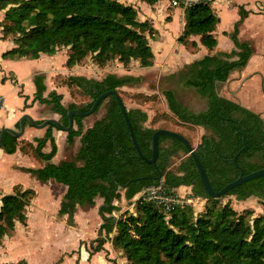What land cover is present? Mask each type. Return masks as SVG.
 Segmentation results:
<instances>
[{
    "label": "trees",
    "instance_id": "trees-1",
    "mask_svg": "<svg viewBox=\"0 0 264 264\" xmlns=\"http://www.w3.org/2000/svg\"><path fill=\"white\" fill-rule=\"evenodd\" d=\"M144 1L152 4L158 0ZM184 12L185 26L179 40L186 44L189 36H199L201 44L212 50L217 44L212 32L218 18L209 3H195ZM0 13V38L10 36L14 44L2 58L35 59L41 53L53 54L60 47H67L68 67L86 57L98 66L115 59L123 65L132 60L140 67L153 64L154 54L146 36L153 29L148 22L137 19L133 6L118 0H0ZM246 15L240 7V19L229 33L235 47L233 51L207 54L186 65L178 74L183 87L193 88L206 99L204 110H190L178 100L174 90L162 93L176 121L202 127L208 132L201 136L195 152L214 190L237 178L238 166L244 174L264 167V119L217 93V84L227 81L232 71L244 68L252 55L251 45L237 37L238 26ZM140 80V77L112 73L101 80L68 76L63 81L67 87L79 89L90 101L80 107L73 103L65 107L61 102L62 94L51 91L47 97L43 96L44 76L38 74L34 77L35 100L60 114V121L66 126L68 110L86 111L101 93L118 92L119 88L135 85ZM104 102L105 115L85 130L83 117L74 116L76 128L67 132V143L71 145L75 137H80V147L73 158L59 164L50 162L57 146L51 132L55 126L49 125L43 137L35 138L33 150L45 165L26 169L41 182L53 179L66 186L57 214L67 216L69 225L74 223L77 205L94 206L97 197L103 198L99 208L102 223L96 238L89 243V256L101 251L110 241L128 264H264V215L252 218V210L238 213L229 204L218 205L220 198L233 195L237 200L255 196L264 206V175L212 198L207 195L189 155L180 162L177 173L169 169L170 157L179 150L186 152L180 141L160 136L155 164L146 163L132 144L115 97L110 95L101 101L96 111ZM127 113L140 149L150 158L152 134L156 129L143 126L146 112L132 108ZM164 141L168 142L165 146ZM47 142L50 150L44 152ZM243 144L245 148L240 151ZM16 145L17 138L6 133L3 150L14 153ZM158 171L160 178H157ZM161 179L169 192L190 187L192 196L207 202L204 211L195 214L191 206L182 205L166 213L156 201L140 198L134 203L135 214L128 211L118 217L112 214L120 210L113 200L123 196L130 201ZM34 195L33 190L25 189L1 197L0 240L14 232L17 224L26 225L27 207ZM16 264H26V261Z\"/></svg>",
    "mask_w": 264,
    "mask_h": 264
},
{
    "label": "crops",
    "instance_id": "crops-1",
    "mask_svg": "<svg viewBox=\"0 0 264 264\" xmlns=\"http://www.w3.org/2000/svg\"><path fill=\"white\" fill-rule=\"evenodd\" d=\"M118 1L126 5L133 6L137 11V19L140 22H148L150 27L153 29L150 34L146 33L152 51L154 49L153 64L149 66L150 68L148 69V71L155 68L158 73L159 79L163 76L169 78L177 76V80L179 82L178 74L185 70L186 65L203 58L207 54L216 55L219 53H230L231 51H233L235 47L231 38L229 37V33L233 31L235 23L240 19V7L244 9L247 15L243 18L242 22L238 26L237 37L240 41L248 42L251 45L252 55L255 49L253 46V41L255 40L256 36H258H255V33L260 31L262 32L261 34H264V30H262L264 29V0H211V9L215 16L218 18V21L212 32L217 40V44L212 50L207 49L204 45L201 44L199 36H189L187 38L188 43L186 44L179 40V37L182 35L185 26V12L182 7L172 5V0H158L152 4H149L144 0ZM225 9H230L233 12V18L231 19V22L227 27L223 26V10ZM254 20H260V23H257L259 27H251L250 23ZM260 25L263 26L260 27ZM245 28L252 30L253 37L249 36V38L246 39L244 36H242L243 30ZM149 37H153L156 39L154 43L151 42ZM177 42L181 43V45H179ZM192 42H194V45H192ZM13 46L14 44L10 38H0V96L3 98V105L0 108V129L4 127L17 129L19 119L23 114H29L36 122L45 119L41 111L42 109H44L43 107H48L49 109L50 107L35 100V75L39 74L44 76V85L46 87V90L43 96L45 97H47L51 91H56L58 94H62L59 89L60 86L64 84L63 81L68 76H85L84 74H82V72H79L78 69L81 65H79L78 63L72 67H68L66 65L68 57L67 47L65 48L63 53H60L58 49L53 54L41 53L39 57L35 59L28 57L2 58V54L5 51L11 49ZM56 59H60L61 64L59 63L57 66L52 65L51 60ZM64 59L66 60L63 64L62 62ZM64 65L68 68V70L64 69ZM63 70L71 72L69 74H62ZM57 71L61 72V74L57 73ZM258 73L259 72H257V74ZM145 74H137L135 75V77H140L142 79L141 75ZM57 77H60L58 83H56ZM229 78L225 82L227 83V89L229 92L228 94L230 95L223 96L259 114L264 119V102L261 101V103H259L257 99L250 98L246 93L241 92L237 88L232 89L229 86ZM52 112L60 116L61 119L60 114L55 113L54 111ZM74 125L75 127L73 128H76L75 122ZM46 128L38 129L26 123L24 133L17 138V145L14 153H6L3 148L0 147V199L2 196L12 194L17 190L30 189V186H33L31 185V183L37 182L38 179L31 173L27 172L26 169L40 168L46 163L45 161L38 159L33 153L34 147L36 145L35 138L43 137L46 132ZM51 132L57 146V151L50 162L59 164L61 161L70 160V158L68 159L65 157V147L67 145L70 146L67 143V132L59 130L56 127H53ZM59 138H61L64 147L63 157L58 156ZM76 138H78L79 144L77 148L78 151L80 147V137H75L73 143L75 142ZM49 150L50 143L47 142L43 148V151L48 152ZM32 159L38 161L39 164H35ZM20 176L21 178H24L23 181L25 183L23 181H20ZM54 181L55 180L50 179L47 182H39L48 183L50 187L58 191V198L56 203V206H58L56 208V211L58 213L61 201L63 200V196L66 192V186L56 181L55 183ZM181 188L184 187L178 188L177 191ZM34 203L32 204L31 201V205L29 204L30 207L28 206L27 209L30 210V208L34 206ZM29 210L26 211V215ZM78 210L79 206L77 205L75 213ZM62 217H65L67 221V216L64 215ZM28 220L29 215H27L26 219L27 224ZM101 223L102 221L99 223V226L101 225ZM35 233L36 231L34 230L32 234L33 238H35ZM84 236L85 235H77L76 238L72 240V243L77 244L76 248L75 246H73L74 248L70 246L68 248L66 247L67 249H65L64 251H60L61 248H59V255H63L65 254V252H69V254H71L73 250H76L77 253H73L71 259L74 258L75 261L78 260V264H124L126 262V259L122 256V253L113 248L110 241H107L104 244L101 251L89 256V243L85 242L87 240L84 238ZM94 238L96 237H92L91 240ZM26 240L30 241L31 237ZM23 244H25V242L17 244V248L18 245L23 246ZM26 244L29 245L28 243ZM21 255H17V253L15 252L9 254L8 256L11 259L10 263L14 264L17 261V257L20 258ZM65 256L69 258L67 255ZM30 262L31 261L29 260V263Z\"/></svg>",
    "mask_w": 264,
    "mask_h": 264
},
{
    "label": "rangeland",
    "instance_id": "rangeland-1",
    "mask_svg": "<svg viewBox=\"0 0 264 264\" xmlns=\"http://www.w3.org/2000/svg\"><path fill=\"white\" fill-rule=\"evenodd\" d=\"M223 17V26L227 27L233 18V12L230 9H225L223 10ZM1 18L2 13H0V19ZM257 23H260V20H254L250 25L251 27H259ZM261 26L263 25H260V27ZM246 28L243 30L242 36L246 39H248L249 36L253 37L252 30ZM261 33L260 31L255 33V36L258 35L253 41L255 49L247 65L242 69L232 71L229 78V86L232 89H239L250 98L257 99L259 103H261V101L264 102V34ZM150 40L154 43L156 39L152 37ZM177 43L181 45V43ZM65 48L66 47H60L59 52L63 53ZM65 60L66 59L62 62L63 64ZM60 61V59L51 60V64L57 66ZM78 64L81 65L78 69L79 72H82L87 78L96 80L103 79L107 73L111 72L117 76H125L126 74L135 76L137 74L146 73L145 75H141V81L135 85H125L118 89V94L127 109L138 108L146 112L147 120L143 124L144 127L152 129L164 128L179 132L189 140L194 148H196L200 142L201 136L208 134L202 127L179 123L169 111L167 102L162 94L163 91L167 89H174L178 100L194 112L204 110L207 106L206 99L201 98L193 88L183 87L179 84L177 76L173 78L163 76L159 79L155 68L148 71L150 67H140L136 60H132L128 65H123L115 59L106 63L104 66H98L90 57H86ZM64 69L68 70L65 65ZM65 70L62 71V74H69L71 72ZM257 72L259 73L257 74ZM57 73L61 74V72L58 71ZM59 79L60 77L56 78V83H58ZM63 85L60 86L59 91L62 93V103L65 106L73 103L80 107L90 101L89 97L85 96L79 89L67 87L65 83ZM217 93L221 96L230 95L228 94L226 82L217 84ZM43 108L41 113L44 115L45 119L53 117L60 120V116L54 114L48 107ZM105 113L106 103L104 102L96 112L83 118L84 130L90 127L96 120L101 119ZM58 140V156L63 157V143L61 138ZM167 143V141H164L163 145L165 146ZM78 146V138H76L72 145H67L65 147V157L68 159L73 158ZM187 156L188 154L186 152L179 150L178 153L170 157L169 169L177 173L178 165L185 160ZM32 161L35 164H39V162L34 159H32ZM19 178H21V176ZM21 179L20 181H23L24 178ZM31 185L33 186H30V189L34 190L36 194L31 200L32 204L35 202L34 206L30 208V210L27 209L29 210V212H27V215H29V227L27 223L26 225L17 224L14 232L4 236L0 240V264H11V259L8 255L13 252L17 253V255L22 254L20 258L17 257L15 263L24 260L27 264H78V260L75 261L74 258L71 259L73 253H77L76 250H73L71 254L65 252V254L59 255L58 249L61 248L60 251H64L70 246H75L76 248L77 244L72 243V240L75 239L77 235H85L84 238L87 240L85 241L86 243H90L91 238L97 236L99 223L102 221L99 208L103 204V198H96L95 204L92 207L79 206V210L75 213L74 223L70 226L65 217L61 218L57 215L56 208L58 206H56V203L58 191L50 187L48 183H41L38 180L35 183H31ZM177 193L185 198L191 197L192 201L189 206L193 208L195 214L204 211L207 202L200 197L192 196L190 187L181 188ZM136 199H138L137 196L128 201L122 196L119 199L113 200L112 203L120 210H115L112 214L115 217H118L125 211L135 214L136 209L134 203ZM222 204H229L238 213H242L244 210H252V218L257 215H264L262 201L255 196H251L245 200H237L235 196L228 195L219 199L218 205L221 206ZM34 230L36 231L35 238H33L32 235ZM30 237V241L26 240ZM22 242H25V244L28 243L29 245H18L17 248V244H21ZM29 260L32 263H29ZM126 262L124 264H128Z\"/></svg>",
    "mask_w": 264,
    "mask_h": 264
},
{
    "label": "water",
    "instance_id": "water-1",
    "mask_svg": "<svg viewBox=\"0 0 264 264\" xmlns=\"http://www.w3.org/2000/svg\"><path fill=\"white\" fill-rule=\"evenodd\" d=\"M110 95H113L118 102V105L120 107V111L122 113V116L124 118V121L126 123V126L128 128L129 134H130V139H131L132 144H133L137 154L139 155V157L142 160H144L146 163L155 164L156 159H157V155H158V150H159V138H160V136H166V137L173 138V139L180 141L184 145L187 154L193 160L195 167H196V170L199 174L200 180L202 182V185H203L207 195H209L210 197H212V198L221 197V196L225 195L226 193H228L233 188L241 185L242 183H245L249 180H252V179H255V178H258V177L264 175V167L259 168L255 171H252L248 174H244L243 171L241 170V167L238 166V168L240 169V173L237 176V178H235L231 182L227 183L226 185L221 187L219 190H214L213 187L211 186V183H210V180H209L208 175L206 173V170L203 167L201 161L199 160V158L195 152V148L191 145L189 140L185 136L180 134L179 132H175V131H172L169 129H164V128L156 129L153 132L152 140H151L152 155L150 158L146 157L138 145L137 139L135 137V134H134V131H133V128H132V125H131V122H130V119H129V116L127 113L128 109L126 108L125 104L123 103V101H122L120 95L118 94L117 90H108L106 92L101 93L94 100L92 106L86 111H81L78 108L68 110L66 112V117L68 119V123L66 126L63 125L60 120L53 118V117L46 118V119L42 120L41 122H36L32 118V116H30L29 114H23L21 116V118L19 119L17 129L8 128V127H4V128L0 129V147L2 146L4 135L6 133L11 134L15 138H18L24 133L26 123L35 127V128H38V129H43L49 125H54L57 129L62 130L64 132H68L71 129H73V127H74V116L75 115L83 117V118L90 116L91 114L96 112V109H97L98 105L100 104V102L103 101L104 99L108 98ZM244 148H245V144H243L240 151ZM237 155L233 158V161L235 163H236ZM158 173L159 174H158L157 178H160L161 172L158 171Z\"/></svg>",
    "mask_w": 264,
    "mask_h": 264
},
{
    "label": "built area",
    "instance_id": "built-area-1",
    "mask_svg": "<svg viewBox=\"0 0 264 264\" xmlns=\"http://www.w3.org/2000/svg\"><path fill=\"white\" fill-rule=\"evenodd\" d=\"M198 2H205L211 3V0H172V5L180 6L183 9L189 7ZM3 105V98L0 96V108ZM138 199H147V200H154L157 202L158 205L162 206L164 212L168 213L171 211L175 206H182V205H189L192 201L191 197L185 198L177 193V191L173 193V191L166 190L163 180L161 179L157 185H153L147 187L146 189L142 190L137 195ZM135 196V197H136Z\"/></svg>",
    "mask_w": 264,
    "mask_h": 264
}]
</instances>
